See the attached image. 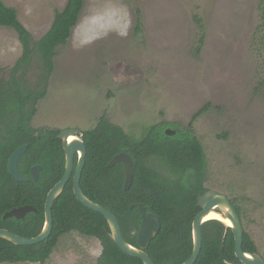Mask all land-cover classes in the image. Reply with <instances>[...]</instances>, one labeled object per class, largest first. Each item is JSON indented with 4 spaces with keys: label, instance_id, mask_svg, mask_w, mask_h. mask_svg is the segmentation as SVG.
Listing matches in <instances>:
<instances>
[{
    "label": "rangeland",
    "instance_id": "374dc122",
    "mask_svg": "<svg viewBox=\"0 0 264 264\" xmlns=\"http://www.w3.org/2000/svg\"><path fill=\"white\" fill-rule=\"evenodd\" d=\"M3 1L35 40L68 2ZM263 1L85 0L32 125L86 130L106 114L136 138L158 124L190 128L205 149V186L241 208L264 258ZM21 54L16 31L0 26V78ZM101 252L98 238L74 231L44 264H98Z\"/></svg>",
    "mask_w": 264,
    "mask_h": 264
},
{
    "label": "trees",
    "instance_id": "16d2710c",
    "mask_svg": "<svg viewBox=\"0 0 264 264\" xmlns=\"http://www.w3.org/2000/svg\"><path fill=\"white\" fill-rule=\"evenodd\" d=\"M84 3L85 0H68L63 9L55 12L47 32L35 40L21 22L18 10L0 0V26L13 28L22 45V54L10 70V78H0V125L6 133L0 138V228H9L20 236L34 237L42 231L47 194L65 172V152L58 137L60 130L40 129L36 137L30 121L39 101L48 93L58 48L67 44ZM196 20L204 29L201 18L197 16ZM138 26L140 29V16ZM199 42L198 51L204 44V34ZM16 108L20 111L13 110ZM164 125L149 126L142 137L136 138L102 115L94 127L83 130L87 157L81 187L88 198L116 215L125 239L132 245H137L142 223L140 208L132 206L143 203L162 223L161 231L152 240L147 253L155 264H183L194 247L193 220L201 210L198 197L208 190L205 186L207 157L203 144L190 128L176 129V134L168 135ZM0 132L2 134V129ZM24 143L30 145L22 157L20 169L30 174L31 166L41 164L43 172L38 181L30 178L20 182L8 172L9 156ZM121 152L129 153L134 159V180L128 190L125 189L123 163L109 167L112 159ZM23 205L34 206L37 211L29 213L23 220L4 219L8 211ZM236 207L241 214V208ZM53 214V232L45 241L16 245L0 238V263L44 264L60 238L76 231L100 240L102 252L98 264H144L140 258L124 253L117 246L110 237L106 218L77 199L72 180L55 200ZM202 231L203 247L195 264H243L236 256L231 228L211 219L202 225ZM243 249L259 252L246 230Z\"/></svg>",
    "mask_w": 264,
    "mask_h": 264
},
{
    "label": "water",
    "instance_id": "95a60500",
    "mask_svg": "<svg viewBox=\"0 0 264 264\" xmlns=\"http://www.w3.org/2000/svg\"><path fill=\"white\" fill-rule=\"evenodd\" d=\"M77 133H81V130L77 128H70L62 130L59 134V138L62 139L66 155L65 172L62 179L48 192L45 204L46 220L42 231L37 236L24 237L17 235L8 229L0 228V238H4L16 245H34L46 240L53 231L54 202L64 191L67 183L70 181L74 173L73 188L77 199L87 208L101 213L106 218L111 229L110 237L117 244V246L124 253L140 258L144 264H155L152 257L147 253V249L149 248L152 240L155 239L161 231L162 223L160 218L156 214L149 212L143 203L134 204L132 207H139L142 214V223L138 231L137 245H132L125 239L120 222L116 215L105 206L88 198L83 192L81 187V177L86 163L87 146L82 139L77 137ZM166 133L171 135L174 134L175 131L168 128ZM71 137L75 138L71 140ZM27 147L28 145H23L17 148L12 153L8 161V171L17 181H27L29 179L27 175L22 174L18 169V161L27 150ZM76 154H78L77 163L75 162ZM120 162L124 165V171L126 174L125 189L128 190L132 186L134 180V159L129 153L121 152L112 159L109 167H112L116 163ZM41 169L42 167L40 165H36L32 168V176L34 180L37 181L39 179ZM198 205L201 207V210L197 213L193 220V251L191 256L183 264H195L197 261L203 247L202 225L206 221L214 219L209 218L213 212L221 214L224 219L230 222L227 223L224 220L216 219L224 223L226 227L231 228L233 231L235 237V253L239 260L243 264H264V258L259 252L250 253L244 251V227L242 219L236 207L226 194L214 189H209L207 192L199 195ZM34 210L35 208L31 205L20 206L8 211L4 215V218H22L28 212Z\"/></svg>",
    "mask_w": 264,
    "mask_h": 264
},
{
    "label": "flooded vegetation",
    "instance_id": "af4514ba",
    "mask_svg": "<svg viewBox=\"0 0 264 264\" xmlns=\"http://www.w3.org/2000/svg\"><path fill=\"white\" fill-rule=\"evenodd\" d=\"M7 78L9 79L10 78V76H7ZM40 102V101H39ZM39 104V103H38ZM13 110H15V111H20V109L19 108H16V109H13ZM37 111H38V106H37ZM37 111L34 113V115H33V117L31 118V121H30V126H31V128L33 129V130H35V132L33 133V136H39V133H40V129H42V130H60V129H54V128H49V127H39V128H36V127H34L33 125H32V122H33V120H34V118H35V116H36V114H37ZM106 117H107V115L106 114H104ZM108 118V117H107ZM100 119V118H99ZM109 119V118H108ZM0 129H2V134H1V132H0V138H1V135H3V134H6L5 133V128H3V126L2 125H0ZM78 129V128H77ZM165 129L167 130L168 129V127L166 126L165 127ZM171 129V128H170ZM81 130V129H80ZM171 130H173V129H171ZM62 130H60V132H61ZM175 131V130H174ZM166 132V131H165ZM60 134V133H59ZM169 135V134H168ZM171 135H174V134H171ZM58 137H59V135H58ZM77 137L78 138H80V139H82L83 140V130H81V133H77ZM84 141V140H83ZM85 142V141H84ZM61 143H62V146H63V142H62V139H61ZM23 145H28V147H29V143H24V144H22V145H20V146H23ZM19 146V147H20ZM18 147V148H19ZM28 147H27V149H28ZM17 149V148H16ZM64 149V148H63ZM15 151V150H14ZM13 151V152H14ZM27 151V150H26ZM26 151H25V153H26ZM12 152V153H13ZM65 152V151H64ZM24 153V154H25ZM23 154V155H24ZM12 155V154H11ZM10 155V156H11ZM23 155L20 157V159H19V161H18V169H19V171L22 173V174H25V175H27L28 177H29V179L30 178H33V176H32V168L34 167V166H36V165H40L41 167H42V169H41V171H40V175H39V179H40V177H41V174H42V172H43V166L41 165V164H34L33 166H31V168H30V174H27V173H24V172H22L21 171V169H20V162H21V160H22V157H23ZM10 156H9V158H10ZM87 157V156H86ZM9 158H8V160H7V169H8V161H9ZM77 160H78V154H76L75 155V162L77 163ZM65 164H66V155H65ZM84 170V169H83ZM9 172V171H8ZM83 173V172H82ZM73 175H74V173H73ZM73 175H72V177H71V179H70V181L72 180L73 181V185H74V180H73ZM82 178V177H81ZM15 179V178H14ZM28 179V180H29ZM38 179V180H39ZM16 180V179H15ZM27 180V181H28ZM37 180V181H38ZM36 181V180H35ZM69 181V182H70ZM21 182V181H20ZM68 182V183H69ZM67 183V184H68ZM67 186V185H66ZM66 188V187H65ZM65 190V189H64ZM209 190V189H208ZM207 190V191H208ZM215 190V189H214ZM206 191V192H207ZM216 191H218V190H216ZM219 192H221V191H219ZM221 193H224V192H221ZM62 194V193H61ZM203 194V193H202ZM224 194H226V193H224ZM48 195V194H47ZM227 195V194H226ZM228 196V195H227ZM229 197V196H228ZM230 198V197H229ZM47 199V198H46ZM230 200L232 201V203L234 204V206L236 207V206H238V205H236V203H235V201L233 200V199H231L230 198ZM45 204H46V202H45ZM24 206V205H23ZM20 207V206H19ZM34 207V206H33ZM17 208V207H16ZM35 208V207H34ZM14 209V208H13ZM236 209H237V207H236ZM37 211V209L35 208V210L34 211H30V212H28L24 217H22V218H16V217H8V218H15L16 220H23L24 218H26L27 217V215L29 214V213H32V212H36ZM238 211V210H237ZM239 213V212H238ZM240 214V213H239ZM240 216H241V214H240ZM53 217H54V214H53ZM8 218H6V219H8ZM5 219V218H4ZM241 219H242V216H241ZM45 220H46V213H45ZM45 223V222H44ZM242 223H243V219H242ZM43 227H44V225H43ZM43 227H42V229H43ZM243 227H244V224H243ZM53 228H54V226H53ZM5 229H8V230H10L9 228H5ZM11 231V230H10ZM13 232V231H12ZM53 232V231H52ZM13 233H15V232H13ZM244 233H245V228H244ZM16 234V233H15ZM18 235V234H17ZM51 236V235H50ZM49 236V237H50ZM24 237H26V236H24ZM48 237V238H49ZM45 241V240H44ZM151 244V243H150ZM55 250V249H54ZM53 253V252H52ZM260 253V252H259ZM6 263H9V262H6ZM16 263H19V262H16ZM24 263V262H23ZM13 264V263H12Z\"/></svg>",
    "mask_w": 264,
    "mask_h": 264
},
{
    "label": "bare ground",
    "instance_id": "6f19581e",
    "mask_svg": "<svg viewBox=\"0 0 264 264\" xmlns=\"http://www.w3.org/2000/svg\"><path fill=\"white\" fill-rule=\"evenodd\" d=\"M75 137H71V140L74 139ZM209 218H214V219H219V220H224L227 223H230L228 220L224 219L223 216L219 213H211V215L209 216Z\"/></svg>",
    "mask_w": 264,
    "mask_h": 264
}]
</instances>
